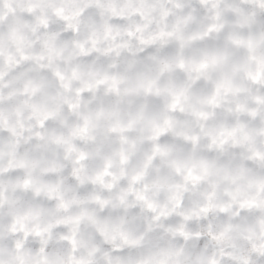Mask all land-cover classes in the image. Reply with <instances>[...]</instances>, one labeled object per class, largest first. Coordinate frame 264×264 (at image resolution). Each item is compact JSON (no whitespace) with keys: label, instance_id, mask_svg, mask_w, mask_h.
<instances>
[{"label":"clouds","instance_id":"9594fccd","mask_svg":"<svg viewBox=\"0 0 264 264\" xmlns=\"http://www.w3.org/2000/svg\"><path fill=\"white\" fill-rule=\"evenodd\" d=\"M0 264H264V0H0Z\"/></svg>","mask_w":264,"mask_h":264}]
</instances>
